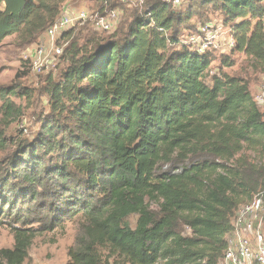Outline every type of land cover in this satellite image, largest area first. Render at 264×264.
<instances>
[{"label": "trees", "instance_id": "1", "mask_svg": "<svg viewBox=\"0 0 264 264\" xmlns=\"http://www.w3.org/2000/svg\"><path fill=\"white\" fill-rule=\"evenodd\" d=\"M182 1L125 7L109 36L64 34L66 66L41 74L49 106L41 128L0 167V215L15 239L0 264H23L37 233L78 215L66 264L219 263L236 210L264 189V164L236 158L264 143V108L244 78L214 74L207 84L216 52L199 54L178 37L219 10L236 41L220 56L243 52L264 75V0ZM63 2L0 0V43L14 34L26 47L38 42ZM32 91L0 87V127L22 115L11 97ZM6 141L0 128V148ZM172 163L173 172L159 171Z\"/></svg>", "mask_w": 264, "mask_h": 264}, {"label": "rangeland", "instance_id": "2", "mask_svg": "<svg viewBox=\"0 0 264 264\" xmlns=\"http://www.w3.org/2000/svg\"><path fill=\"white\" fill-rule=\"evenodd\" d=\"M92 2L94 1L86 0L87 4H91ZM217 15H219V10L210 7L203 11L201 18L192 19V21L188 23L189 27L192 26L196 28L209 18L212 19L211 22L215 21L221 23V18ZM187 29L182 32H188ZM90 30L93 31L91 24L86 23L77 26L73 35L74 37H78L80 31L84 34H88ZM102 35L109 36L110 34ZM26 45L27 44L20 43L16 34L7 37L0 43V87L20 84L21 86L33 90L30 97H11L14 102L23 109L22 115L15 121L7 126L4 125L0 127L2 130L4 129L7 139L4 147L0 148V167L5 166L7 161L15 157L16 150H18L21 141H31L34 139L41 128L44 116L49 111V106L45 101L47 100V94L43 89L45 75L33 74L23 62V51ZM220 55L219 53L214 54V61L210 68L212 72H210L208 74L209 76L206 78L207 84H211V76L214 74L215 76H220L222 74L238 76L244 78L249 83L250 91L253 97H256L264 84V75L260 74L259 70L253 66L251 59L243 52H234L228 56ZM64 66H66V61L62 60L56 69L51 72H53L55 76H59ZM0 123H2L1 120ZM263 148L264 143H260L257 146L255 144L246 145L245 149L240 152L236 158L243 157L254 165L262 166L264 164ZM230 163L234 165V162L231 161ZM176 166L177 165L172 163L163 166L159 171L173 172ZM246 201L247 199H244L242 202ZM137 218V215H132L129 218L132 227L136 226ZM9 220L10 217L5 218L4 215H0V222L3 223L0 225V249L13 248L15 244L14 233L9 225ZM81 220V216L78 215L66 221L63 225L64 227L60 226L55 230L37 233L29 248L28 258L23 264H66L70 260L68 251L70 246L74 244L75 238L79 233ZM31 226L37 228L40 224L33 223ZM186 230V233H189V230Z\"/></svg>", "mask_w": 264, "mask_h": 264}, {"label": "built area", "instance_id": "3", "mask_svg": "<svg viewBox=\"0 0 264 264\" xmlns=\"http://www.w3.org/2000/svg\"><path fill=\"white\" fill-rule=\"evenodd\" d=\"M93 1L95 4H87L86 0H64L55 22L47 27L38 42L30 44L23 51V60L29 64L33 74H47L56 69L64 52L62 43L66 32L89 23L99 33H114L121 25L125 7L133 8L137 2H143L99 0L100 4H97L96 0ZM166 1L175 8L184 7L182 0ZM114 3L117 6L111 7ZM211 21L180 35V44L199 54L208 51L229 54L236 45L232 28L226 26L222 19L221 23ZM262 22L264 24V17ZM254 100L260 108H264V84ZM226 241V249L218 264H264V189L238 207Z\"/></svg>", "mask_w": 264, "mask_h": 264}]
</instances>
